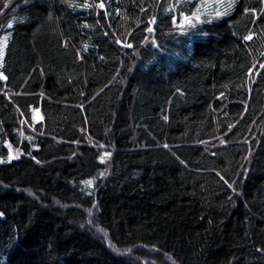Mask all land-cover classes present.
I'll return each mask as SVG.
<instances>
[{"label": "trees", "instance_id": "trees-1", "mask_svg": "<svg viewBox=\"0 0 264 264\" xmlns=\"http://www.w3.org/2000/svg\"><path fill=\"white\" fill-rule=\"evenodd\" d=\"M197 4L0 0V264H136L90 221L120 251L264 264V0L176 29Z\"/></svg>", "mask_w": 264, "mask_h": 264}, {"label": "rangeland", "instance_id": "rangeland-1", "mask_svg": "<svg viewBox=\"0 0 264 264\" xmlns=\"http://www.w3.org/2000/svg\"><path fill=\"white\" fill-rule=\"evenodd\" d=\"M187 1L192 0H177V4L184 3ZM198 4L195 10L192 11L190 14H186L181 12L180 9H176L177 14L176 17L173 19V25L178 30H185L190 26L198 25L199 23L206 22V21H213L218 18H222L226 14H228V3L231 0H197ZM151 35L149 37V42L155 43L153 38L154 29H151ZM8 36L7 34H0V48H2V53H0V59L3 58L5 47L7 44ZM33 114V121L38 122L43 119L40 109H34L32 111ZM28 127V126H27ZM24 133V132H23ZM25 137V136H24ZM9 146V144H8ZM24 151L22 147H13L10 148V155L9 157H16L19 158L23 156ZM104 153L105 159L104 162H107L108 154ZM15 159V158H13ZM8 160H12L9 159ZM91 222V221H90ZM88 222V227L92 228L95 233L99 236L104 238L108 246L112 247L114 251H117L119 254H123L129 257L133 262L136 264H176L172 259H170L167 255L159 253L158 251L148 248V247H133L128 248L120 251V249H116V246L111 242L110 237L108 236L107 232L95 226L93 222Z\"/></svg>", "mask_w": 264, "mask_h": 264}, {"label": "snow or ice", "instance_id": "snow-or-ice-1", "mask_svg": "<svg viewBox=\"0 0 264 264\" xmlns=\"http://www.w3.org/2000/svg\"><path fill=\"white\" fill-rule=\"evenodd\" d=\"M99 7H100V8H104L105 5H104L103 3H101V4L99 5ZM10 26H11V25H10ZM149 31H151V29H149ZM129 46H130V45H129ZM0 53H2V48H0ZM9 148H11V145H9ZM106 155H107V154H106ZM13 158H16V157H11V156L9 157V159H13ZM85 183H86L87 186H91L93 182H92L91 180H89V181H86Z\"/></svg>", "mask_w": 264, "mask_h": 264}]
</instances>
